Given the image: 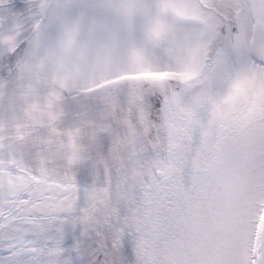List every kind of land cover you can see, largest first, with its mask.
<instances>
[{
	"label": "snow or ice",
	"instance_id": "6c2138e0",
	"mask_svg": "<svg viewBox=\"0 0 264 264\" xmlns=\"http://www.w3.org/2000/svg\"><path fill=\"white\" fill-rule=\"evenodd\" d=\"M0 264H264V0H0Z\"/></svg>",
	"mask_w": 264,
	"mask_h": 264
}]
</instances>
